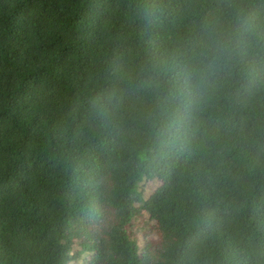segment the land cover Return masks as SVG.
I'll return each mask as SVG.
<instances>
[{"label":"trees","instance_id":"16d2710c","mask_svg":"<svg viewBox=\"0 0 264 264\" xmlns=\"http://www.w3.org/2000/svg\"><path fill=\"white\" fill-rule=\"evenodd\" d=\"M0 264H264V0H0Z\"/></svg>","mask_w":264,"mask_h":264},{"label":"rangeland","instance_id":"374dc122","mask_svg":"<svg viewBox=\"0 0 264 264\" xmlns=\"http://www.w3.org/2000/svg\"><path fill=\"white\" fill-rule=\"evenodd\" d=\"M80 191H81V195L89 200H93L97 197L95 186L91 182L88 181L81 182Z\"/></svg>","mask_w":264,"mask_h":264},{"label":"clouds","instance_id":"9594fccd","mask_svg":"<svg viewBox=\"0 0 264 264\" xmlns=\"http://www.w3.org/2000/svg\"><path fill=\"white\" fill-rule=\"evenodd\" d=\"M68 162H69L70 164H73V163H74L73 158L69 159ZM61 181L64 182V185H65L64 188H66V178H65V177L61 178V179L59 180V182H58V185H60ZM83 181H88V182H89V180H82V181H80L78 188L80 187V184H81V182H83ZM58 188H59V186H58ZM89 201H93V200H89Z\"/></svg>","mask_w":264,"mask_h":264},{"label":"bare ground","instance_id":"6f19581e","mask_svg":"<svg viewBox=\"0 0 264 264\" xmlns=\"http://www.w3.org/2000/svg\"><path fill=\"white\" fill-rule=\"evenodd\" d=\"M64 182L62 181L61 183H60V185H59V189H60V191L61 192H63V190H64Z\"/></svg>","mask_w":264,"mask_h":264}]
</instances>
